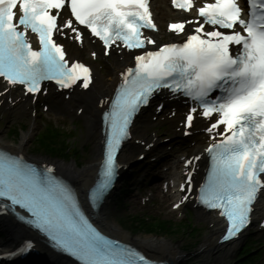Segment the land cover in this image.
I'll list each match as a JSON object with an SVG mask.
<instances>
[{"label":"snow or ice","instance_id":"obj_1","mask_svg":"<svg viewBox=\"0 0 264 264\" xmlns=\"http://www.w3.org/2000/svg\"><path fill=\"white\" fill-rule=\"evenodd\" d=\"M173 5L194 11L198 18L169 26L183 33L180 43L149 50L147 45L156 41L141 31L155 30L148 0H0V77L33 95L46 90L45 81L62 89L82 81L77 86L87 89L89 68L81 63L69 66L64 47L55 39L68 32L82 41L87 30L106 50L117 41L142 50L134 54L135 66L122 73L104 114L106 152L93 203L115 177L116 150L128 137L132 117L154 93L168 89L194 102L187 126L201 115L210 124L212 141L205 151L211 163L197 200L226 217L223 239L228 240L249 224L251 206L264 190V0H246V17L237 0H209L199 7L193 0H173ZM29 33L38 37V50ZM216 91L219 94L211 98ZM0 200L10 201L2 205L5 208L25 209L31 217L26 222L79 264H153L136 249L102 234L51 167L38 168L2 149ZM31 247L26 242L20 251Z\"/></svg>","mask_w":264,"mask_h":264},{"label":"bare ground","instance_id":"obj_2","mask_svg":"<svg viewBox=\"0 0 264 264\" xmlns=\"http://www.w3.org/2000/svg\"><path fill=\"white\" fill-rule=\"evenodd\" d=\"M161 1L162 0H159L156 3V7L161 4ZM81 101L88 106L92 102V95H84ZM140 125L143 124H138L135 127L136 130L139 129ZM31 131L32 129L28 132V135H22L20 143L17 146L5 144L6 148L16 152H25ZM1 142L2 139H0V145L3 144ZM126 159H128V152L123 151L122 160L125 161ZM56 163V167L59 172L64 175L65 178L73 181V183L77 187V190H85L92 183V179L95 175L94 166L86 167L83 170H79L76 168L74 163ZM95 217L99 223L100 229L103 232H105L109 236L121 240L122 242L133 244L140 251H142L145 255H147L153 260H169L171 264H178V262L182 259V255L178 248L169 242L160 239H154L152 237H140L134 239L128 233L122 231L118 227V225L114 223L113 219H110V212H108V205L106 204H104V206L100 209V212ZM206 219L210 221L214 220L215 218H212L211 215H208L204 218V220ZM215 227H218V225H216ZM0 228H2V230L6 233L7 236L5 240L0 242V252H4L5 250L11 249V247L15 245L19 240H21L23 235H25L24 231L8 218L0 217ZM214 242L215 241L210 242V239H206L204 243L201 244V248L203 249L202 253L211 252L207 253V255L213 253L218 254V252L221 253L220 248L213 247ZM233 246H236V244H233L232 246L226 248L228 249L227 252H229ZM226 249L223 250V253H225ZM36 250L41 254V257L46 259L49 264H67L62 262L63 260H59L57 257H55V255H52L43 245H36Z\"/></svg>","mask_w":264,"mask_h":264},{"label":"rangeland","instance_id":"obj_3","mask_svg":"<svg viewBox=\"0 0 264 264\" xmlns=\"http://www.w3.org/2000/svg\"><path fill=\"white\" fill-rule=\"evenodd\" d=\"M10 126H8L7 124L5 125H1L0 124V139H2V141L5 144H13V146H17L20 143V139L22 137V135L24 134V131H19V129L17 130V132H19V136L14 137V136H10L8 135V129ZM40 128L39 125H37L36 130L38 131ZM34 136L29 137V141L27 142V146H26V153L27 152H31L30 146L32 143V139ZM94 147H91L88 151H86L85 153V158L87 161V164L85 165H81V164H76L74 163V165H76L77 168H79V170H83L84 168H86L87 165H92L94 163V160L96 159L95 156V152L92 153ZM91 162V163H90ZM56 163V162H55ZM82 163V162H81ZM90 163V164H89ZM65 164H72V161H67L65 162ZM89 167V166H87ZM118 195V193L116 194ZM116 195H114L111 199V202H109L108 204V212H110V219H113L114 223L116 225L119 224L122 225L123 227L127 228V230H129L130 233H127L132 237V238H142V237H152L154 239H160L166 242H169L171 244H173L174 246H176L178 248L179 251H184L185 248H187L186 244H190V240H186V239H180L177 237H170V238H166V237H157V236H145V235H137L136 233H132L130 231V229L128 228V225H124V223H121L120 218L124 217L125 214H134L135 211V206H132V209H128V208H124L122 209L121 206H118L116 198H114ZM128 224V223H127ZM120 228V227H119ZM123 230V229H122ZM124 231V230H123ZM178 237H180V234L178 233ZM197 237H200V241H199V245L196 249H194L191 254L190 253H186V255H184V257L182 258V260L178 263V264H225L226 262H228V258L227 257H219L218 256H210V255H204L199 251V246L202 244V240L205 237V234L203 235H199ZM191 239H195V235H191ZM1 241V239H0ZM189 241V242H188ZM194 243V242H192ZM191 251V248H188V250L186 249V252Z\"/></svg>","mask_w":264,"mask_h":264},{"label":"trees","instance_id":"obj_4","mask_svg":"<svg viewBox=\"0 0 264 264\" xmlns=\"http://www.w3.org/2000/svg\"><path fill=\"white\" fill-rule=\"evenodd\" d=\"M40 138L42 140L39 141V144L37 146V149H34V152L44 151L45 154H50L52 156L57 155V154L60 153V151L58 149V147H59L58 138H56L55 136H51V137L48 136V138H45V136L43 134L40 136ZM52 149H54L56 151L55 152H52L51 151ZM64 157H66V156H64ZM144 229H146V231L148 233H154L155 235L160 234V237L161 236L162 237H165L166 236V238H170V237H177L178 236V234H175L173 236H170L171 233H170V230H169L168 226H163V228H161L160 231L153 230L149 226L148 227H144ZM161 234H165V235H161Z\"/></svg>","mask_w":264,"mask_h":264}]
</instances>
